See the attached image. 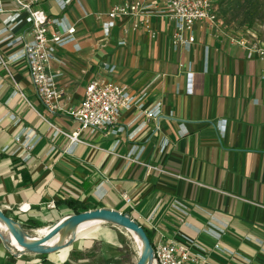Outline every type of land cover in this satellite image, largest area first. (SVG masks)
<instances>
[{
	"label": "crops",
	"instance_id": "crops-1",
	"mask_svg": "<svg viewBox=\"0 0 264 264\" xmlns=\"http://www.w3.org/2000/svg\"><path fill=\"white\" fill-rule=\"evenodd\" d=\"M94 1L73 0L80 12L72 16L62 12L68 4L64 10L54 0L40 5L49 16L52 8L59 9L62 14L56 17L76 28L79 49L72 45L57 49L66 64L53 66L62 73L58 85L65 90L63 103L78 105L91 79L106 78L126 85L135 96L143 95L142 110L160 104L158 129L154 119L139 128L145 118L134 120L139 110L133 106L121 114L120 122L126 125L123 133L84 131L81 142L69 145L58 131L70 133L76 124L64 111L45 109L26 65L13 63L9 72L0 66V208L33 233L74 213L66 201L108 207L129 213L148 230L152 243L159 235L199 243L206 249V261L198 264H264V60L256 54L248 57L245 46L231 41L253 39L233 26L236 18L220 15L223 0H212L214 25L197 22L195 41L186 51L165 54L164 42L152 48L155 52L150 54L161 57L154 69L144 73L139 91L137 83L129 84L130 75L123 81L115 77H122L119 70L137 65L138 56L145 54L143 46H154L145 39L140 48L117 51L119 59L104 62L100 70L91 65L92 38L85 34L91 30L89 10H94ZM130 1H112L103 12L94 13L95 20L101 27L98 14ZM140 1L162 6V0ZM161 17H151L155 29L165 27ZM247 19L239 25H247ZM169 26L173 30L172 22ZM126 28L132 29V20L117 19L110 37L116 32L129 37ZM10 52L3 47V54ZM166 55L176 61L168 62ZM188 62L193 73L191 94L186 93ZM106 66L114 67L113 71ZM117 138L120 143L114 149ZM124 192L132 198V207L122 199ZM174 200L186 207L184 216L171 209ZM51 201L54 208L47 207ZM21 204L29 210L18 211ZM100 234L86 230L69 249L48 254L14 255L0 240V264H126L116 261L114 250L106 244L109 240L103 243ZM216 243L234 254L215 249Z\"/></svg>",
	"mask_w": 264,
	"mask_h": 264
},
{
	"label": "built area",
	"instance_id": "built-area-1",
	"mask_svg": "<svg viewBox=\"0 0 264 264\" xmlns=\"http://www.w3.org/2000/svg\"><path fill=\"white\" fill-rule=\"evenodd\" d=\"M47 0H0V66L7 72L13 63L23 62L27 67L28 79L34 87L35 94L45 109L51 113L64 111L76 124V130L63 133L69 140V145H75L81 140L79 135L84 131H105L119 135L126 129L120 122L121 114L137 106L138 113L134 120L144 117L139 128L143 127L149 119L156 121L161 115V106L157 104L150 110H142L143 95L135 96L129 92L126 85L119 84L106 78L91 79L85 86L78 105L63 103L65 90L59 87L58 79L62 75L59 69H54V64L64 66L65 59L57 55V49L67 45L79 49L74 25L65 24L62 18L49 16L40 5ZM60 10H64L71 0H54ZM10 4V9L5 5ZM168 15L173 22V47L176 51H186L194 43V25L200 21L209 22L212 26L216 22V13L212 0H162V6L146 4L140 0L123 2L112 5L105 13L98 14L97 20L101 21V28L105 35H109L119 18L131 19L132 29L139 27L149 28L153 16ZM126 31V29H124ZM232 42L243 45L248 50V57L256 54L264 60V46L249 45L243 39H232ZM3 47L11 52L3 54ZM108 71L114 67L106 66ZM191 63H187V88L186 93H192ZM18 92L24 96L23 91ZM224 121L220 122V132L224 133ZM138 128V129H139ZM182 133L185 131L180 126ZM132 138V135H130ZM117 138L114 149L119 145ZM166 142L160 150L165 149ZM154 168V167H152ZM155 169V168H154ZM127 205L133 206L132 198L126 193L121 194ZM47 207L54 208V202H49ZM27 204L18 205L17 210L26 212ZM171 209L180 215H185L186 207L179 201L171 203ZM216 235V233H214ZM152 244L156 264H198L206 261V249L197 242L180 243L168 240L162 235L157 237ZM215 249L234 254L221 247L219 243ZM245 261L247 259H244Z\"/></svg>",
	"mask_w": 264,
	"mask_h": 264
},
{
	"label": "rangeland",
	"instance_id": "rangeland-1",
	"mask_svg": "<svg viewBox=\"0 0 264 264\" xmlns=\"http://www.w3.org/2000/svg\"><path fill=\"white\" fill-rule=\"evenodd\" d=\"M112 1H115V0H95L94 10L92 9L89 10L92 16H89L90 17L89 22L88 21L87 22L91 30L87 32L85 35L92 38L93 45L89 47V51L91 52L90 62H91V65L92 64L95 65L100 70L104 62L114 61L116 57H118L119 59V52L117 51L119 50L121 51L122 49V52H124L126 51L127 47L133 48V46L140 48L141 47L140 45H142V40H145V39L149 40L150 43L154 47H151L148 45L143 46L145 50V54L138 56L137 65L130 66L128 71L125 68L124 70H121V71L119 70L118 72H120V75L121 73H123L122 77H118V78L115 77V79H118V81L120 79H121L120 81H123L124 78L130 75L129 84L137 83L136 85L140 87L139 91H141L143 82L146 79L145 78L144 80H141L144 73L148 71L150 68L154 69V67L157 66L156 59H158V57H161L159 56L158 52H157L158 55H153V56L152 54H150V52H155L153 49L157 48V45L159 43L162 44V42H164L162 47L165 51V54L170 55L172 50H174V47H173L174 25L168 15H164V16L162 15V17H164L166 20L165 27L160 26L159 27L160 29L158 28L155 29L153 25L150 24L149 28L139 27V28H136L135 30L126 28V32L124 31L123 32L127 33L129 31L131 33L129 37L127 36L129 39L125 37V35H122V34L119 35V32L113 33L112 35L113 37H110V33L109 35H105L103 33L99 23L94 18V13L96 11L103 12L105 8ZM218 2L219 1H217V3ZM71 5H74V7H72L73 10L70 8ZM67 6H68L67 9H65L62 12H65L68 16H72L73 12L79 14L80 10L78 9L77 4L73 2V0L70 1V3H68ZM218 7H219L218 8L219 11L221 12L219 3H218ZM51 12L53 16H60L62 14V12L56 8H52ZM223 12L224 13L222 12L220 13L221 16H225L226 18H236L233 26L240 27L244 35H249V37L251 36V39L253 40H251L252 41L251 43L245 40L247 44L249 45L259 44V46H264V0H224L223 1ZM246 13H247L246 18L250 17V19H247L248 22L251 21L250 26H248V24L239 25V22H241V20L245 17ZM170 22H172L173 30L171 26H169ZM162 23L163 22H161V24ZM236 39L237 38H235V40ZM69 47L70 46L67 45L64 48L68 49ZM121 47H124V49ZM149 49H152V50H149ZM146 53L148 54L146 55ZM120 58H124V57L120 56ZM165 59H168V62L171 61L172 63L176 61L175 58H173V60H169V56L167 55L165 56ZM139 62L141 63L139 64ZM156 74L157 72H155V75ZM97 208H100V207H97ZM90 209H94V208H90ZM70 214H73V213H70ZM24 230L27 233L32 234V232L29 229L24 228ZM94 230L101 232V234L99 235L101 237L99 239L100 241L105 243V240H109L106 244H108L114 250V253L117 257L116 261L119 258V260H121L122 262L126 264H135L137 257H138L139 248L127 230H125L122 227H119V226H116V225H113L107 222H100L96 225H93L87 229V232H92ZM73 242L66 248L69 249L71 245L73 244ZM64 249L59 250V252H64L65 251Z\"/></svg>",
	"mask_w": 264,
	"mask_h": 264
},
{
	"label": "water",
	"instance_id": "water-1",
	"mask_svg": "<svg viewBox=\"0 0 264 264\" xmlns=\"http://www.w3.org/2000/svg\"><path fill=\"white\" fill-rule=\"evenodd\" d=\"M0 220L5 224L10 234L9 238L5 236L0 230V240L14 255H20L27 252L36 254H48L64 249L77 238V234L61 244L53 246H46L45 244L48 240H50L63 229L69 230L75 228L80 223L87 220H99L100 222H107L122 227L125 230L131 231L138 236L142 244V248L138 253L135 264H146L149 259L154 260L152 244L143 226L129 213L121 212L116 209L100 207L80 211L78 213L68 214L65 219H60L47 226L49 228L48 231L41 237H39V239L34 241H28L27 234L29 233L24 230V227L21 225V223L8 216L1 208ZM12 239H14L20 246H22L24 250L21 251L16 249V247L12 245Z\"/></svg>",
	"mask_w": 264,
	"mask_h": 264
},
{
	"label": "bare ground",
	"instance_id": "bare-ground-1",
	"mask_svg": "<svg viewBox=\"0 0 264 264\" xmlns=\"http://www.w3.org/2000/svg\"><path fill=\"white\" fill-rule=\"evenodd\" d=\"M67 215L61 217L60 219H65ZM59 219V220H60ZM100 223L99 220H87V221H84L82 223H80L78 226H76L75 228H72V229H63L61 230L58 234H56L54 237H52L50 240H48L46 242V246H53V245H57V244H61V243H64L65 241H67L68 239L72 238L74 235H78L80 236L84 231H86L89 227L95 225V224H98ZM48 227H45V228H41V229H36L33 231L32 234H27V240L28 241H34V240H37L39 239V237H41L44 233H46L48 231ZM0 230L2 231V233L9 237L10 238V234L5 226V224L0 220ZM131 235V237L134 239L136 245L138 246L139 248V252L142 248V244L138 238V236L131 232V231H128ZM12 245L14 247H16V249L18 250H21L23 251L24 248L22 246H20L18 243H16V241L14 239H12ZM146 264H156L155 261L153 259H149Z\"/></svg>",
	"mask_w": 264,
	"mask_h": 264
},
{
	"label": "trees",
	"instance_id": "trees-1",
	"mask_svg": "<svg viewBox=\"0 0 264 264\" xmlns=\"http://www.w3.org/2000/svg\"><path fill=\"white\" fill-rule=\"evenodd\" d=\"M224 1V0H223ZM221 2H222V0H221ZM246 16H247V13H246V15H245V18H246ZM248 19H250V17H247ZM246 20V19H245ZM247 22H248V20H247ZM250 22H248V26H250ZM66 204L71 208V209H73V211L75 212V213H78V212H80V210H82V211H84V210H88V209H90V208H92L90 205H88V204H85V203H82V202H78V201H73V200H69V201H66ZM93 208H97L96 206H94ZM143 228H144V230H145V232H146V234L148 235V237H149V239H150V234H149V232H148V230L143 226ZM150 241H151V239H150ZM152 243V242H151Z\"/></svg>",
	"mask_w": 264,
	"mask_h": 264
}]
</instances>
